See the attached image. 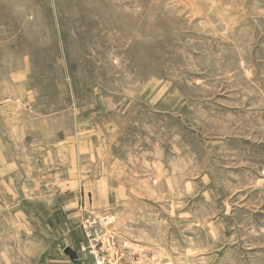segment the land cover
Masks as SVG:
<instances>
[{"label":"rangeland","instance_id":"rangeland-1","mask_svg":"<svg viewBox=\"0 0 264 264\" xmlns=\"http://www.w3.org/2000/svg\"><path fill=\"white\" fill-rule=\"evenodd\" d=\"M0 264H264V0H0Z\"/></svg>","mask_w":264,"mask_h":264},{"label":"water","instance_id":"water-1","mask_svg":"<svg viewBox=\"0 0 264 264\" xmlns=\"http://www.w3.org/2000/svg\"><path fill=\"white\" fill-rule=\"evenodd\" d=\"M65 251L70 255L71 258H75L76 257V255H75V253H74V251L72 249L67 248Z\"/></svg>","mask_w":264,"mask_h":264}]
</instances>
